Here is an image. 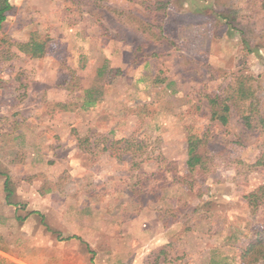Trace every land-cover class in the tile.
<instances>
[{
    "label": "rangeland",
    "instance_id": "374dc122",
    "mask_svg": "<svg viewBox=\"0 0 264 264\" xmlns=\"http://www.w3.org/2000/svg\"><path fill=\"white\" fill-rule=\"evenodd\" d=\"M11 3L0 41V264H244L264 225L262 199H249L264 169L240 174L233 160L255 164L264 134L237 114L213 121L209 100L248 76L264 104L259 0ZM218 13L245 19L237 30ZM33 33L48 41L42 58L16 46ZM190 136L214 158L207 175L187 167Z\"/></svg>",
    "mask_w": 264,
    "mask_h": 264
},
{
    "label": "trees",
    "instance_id": "16d2710c",
    "mask_svg": "<svg viewBox=\"0 0 264 264\" xmlns=\"http://www.w3.org/2000/svg\"><path fill=\"white\" fill-rule=\"evenodd\" d=\"M261 8L264 10V0H259ZM15 10L11 0H0V41L4 34L5 26L8 22V17ZM218 16L224 19L233 29L238 30V26L244 17H240L236 13H218ZM244 32L242 31V34ZM16 44V43H15ZM246 48H249L247 41ZM18 46L26 55L32 58H42L47 54L48 41L42 40L36 33L31 35L28 42L17 43ZM251 78L240 76L234 78L226 90V97H219V95L209 100L211 106L212 120L218 122L222 126H228L234 114L240 118L241 125L248 131H259L264 134V104H260L257 100L256 90L250 84ZM62 108H67V105H61ZM214 158L211 157L210 150L206 147L205 141L197 136H190L188 138V159L187 167L194 176L201 174L207 175L214 167ZM234 163L241 166L240 174H249L254 167H261L264 169V154L258 157L255 164H248L244 160H233ZM239 170V169H238ZM10 179L7 178L5 182V191L7 200L11 196ZM191 186V185H190ZM263 197H261V196ZM260 196V197H259ZM250 205L257 207V201L262 199L264 204V187L260 188L257 194L249 196ZM259 239L254 245H250L243 252L242 261L244 264H264V225L258 226L255 230ZM252 258V259H251ZM251 260L248 261V260Z\"/></svg>",
    "mask_w": 264,
    "mask_h": 264
},
{
    "label": "crops",
    "instance_id": "0c3cea01",
    "mask_svg": "<svg viewBox=\"0 0 264 264\" xmlns=\"http://www.w3.org/2000/svg\"><path fill=\"white\" fill-rule=\"evenodd\" d=\"M14 6V5H13ZM7 178V177H6Z\"/></svg>",
    "mask_w": 264,
    "mask_h": 264
}]
</instances>
